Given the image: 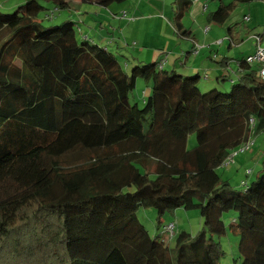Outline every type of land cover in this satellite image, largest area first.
Masks as SVG:
<instances>
[{"label":"trees","instance_id":"1","mask_svg":"<svg viewBox=\"0 0 264 264\" xmlns=\"http://www.w3.org/2000/svg\"><path fill=\"white\" fill-rule=\"evenodd\" d=\"M80 1L107 8L126 0ZM214 1L209 19L223 25L244 0ZM191 5L172 0V28L193 41L182 23ZM70 7L25 0L0 12V264H219L212 237L224 233L227 212L239 264H264V160L240 192L216 171L264 130V80L246 57L236 61L237 80L227 70L205 92L206 74L182 75L158 60L126 72L69 16L55 23ZM44 10L51 24L38 19ZM244 17L227 27L230 47L242 41L233 29L247 25ZM137 78L151 91L141 108L129 100ZM140 207L159 218L198 210L205 226L209 213V238L204 229L177 232L170 250L138 222Z\"/></svg>","mask_w":264,"mask_h":264},{"label":"rangeland","instance_id":"2","mask_svg":"<svg viewBox=\"0 0 264 264\" xmlns=\"http://www.w3.org/2000/svg\"><path fill=\"white\" fill-rule=\"evenodd\" d=\"M133 1V2H132ZM141 0H126V4H120V5H113L112 8L116 9L118 7H122L123 10H128L129 15L132 16V18L135 20L139 19L142 13L146 14V11L149 15L150 10H146V7H143L146 11H140L138 8V4ZM144 1V0H142ZM169 2L170 0H166ZM205 4L207 5V11L204 13L206 23L208 25H213L212 22L209 19V13L213 12L217 7V2L214 0H206ZM233 0H223L225 4L230 3ZM25 0H0V12L9 14L15 11V9L24 4ZM43 7H50V4H47L44 1H41ZM47 5V6H46ZM264 7L263 1L258 0H244L242 2H237L236 6L233 8V10L230 12L229 17L227 21L229 22V25H233L237 23L238 21H242L241 19L244 16H248L249 12L246 10L247 8L250 9V13H255L257 17L263 18L264 12L262 11ZM141 7V6H140ZM96 11L93 13L94 22H91L88 19H83L82 22L78 21L76 18L75 10H69V11H63L61 10L59 14H55L57 18L56 24H60V21L66 17L69 16V13L71 12L73 14V18H71L73 21L79 22L76 24V28L79 30H88L89 36L96 40L99 43H104L106 46L110 47V51L115 53L118 61L120 62V65L122 68L128 72L129 71V64L132 62L130 59L131 56H135L136 54L134 52V49H139L140 51H145L143 59H140L141 63L144 62H150L149 61V54L154 48H158L159 45H162V48L165 50V52H168L169 54L172 53L173 48H176V50L179 51V46H183L186 42L181 40L173 38L172 45L166 44L170 41L169 37H165V31L162 30V23L159 22L156 18H144L142 22L138 23L140 25V31L139 32H133L132 27L134 24H129L127 27L128 30H124L123 32L119 31L118 27L114 24H103L104 16L108 15V12L105 11L103 8L96 7ZM253 10V11H252ZM47 12V11H46ZM45 10L40 11L38 15V19L42 20L44 25L47 23L51 24L50 22H45L43 19V16L45 15ZM261 12V14H260ZM97 13L98 15H95ZM138 21V20H137ZM249 21V20H248ZM103 25L105 28H100V24ZM136 23V25H138ZM183 24L188 27L189 22L187 21L186 17L183 20ZM241 22H239L236 27L233 29V33H238L239 38H241L235 43V45L229 46V41L227 39H224L221 44L216 43H209L208 48H204L203 53L207 57L209 53V50L211 49L212 53L214 52L215 55H217V60L223 59V57L233 58L234 62L237 61V59H243L249 55H253L256 47L254 45V40L251 38L252 35L250 34L251 29L254 25L252 23H249L250 29L245 28V26H241ZM264 24V19H263ZM246 25V24H245ZM248 25V24H247ZM256 25V24H255ZM88 26L91 29H88ZM190 26H194L195 29V36L199 43H203V34H201V30L198 29V26L196 24H191ZM202 30L204 24L201 25ZM212 27L217 26L214 25ZM120 28V27H119ZM121 29V28H120ZM248 31H247V30ZM217 32L223 33L225 32L224 27L221 28V30H216ZM108 33H112L114 35L121 34L123 39L119 43V49H115V42L112 40V36ZM86 35V34H85ZM225 33L223 34V36ZM94 36V37H92ZM102 39L106 40L102 41ZM112 42V43H111ZM111 43V44H110ZM171 47V48H169ZM128 51L129 53L133 55H128L129 61L125 60L124 57L119 54V52H125ZM200 53V52H199ZM203 53L198 55L197 61H200L203 56ZM173 55L170 57V65H167V69H171V65L173 62ZM197 57V56H195ZM236 60V61H235ZM209 66V63L207 61H204ZM125 64H127V67H125ZM235 66V65H233ZM236 67H234V70ZM177 70V72H180L182 74V71ZM230 71V70H229ZM225 74V70L222 72ZM202 77V76H201ZM201 79V78H200ZM229 79H236L237 76L235 73L230 71ZM204 84V86H199L198 88L200 91L205 92L208 91L214 86H210L209 83L206 81H200ZM229 82L224 81L220 82L218 85H216L217 88H219L222 91H225L229 87ZM150 85L149 82L144 81L143 79L137 78L135 81L134 89L129 94V100L131 102H136L138 107L143 106V101L147 99V97L150 95ZM250 139H249V146L246 149L241 150V146L236 148L235 150L230 153V158H228L224 163H222L217 169V173L220 176L222 180H227L229 184L231 185V189L236 192H240L244 189L245 184H248L252 180L255 179L257 173H259V170L261 169V163L264 160V130L258 133H255L252 131L250 133ZM195 145V135L190 134L187 139V148L191 149ZM251 171V174L249 173ZM231 213L233 212H227L222 214V223L224 225V233L217 237H212L214 242H217L220 245V249L222 251V255L219 258V264H239L240 260L242 259L241 255L238 252V241L239 236L234 230L230 227L231 222ZM137 220L140 224H142L146 230L148 231V234L150 237L154 236H161V238L164 240L165 245L170 249L173 250L174 248V236L177 232H187L191 236H195L198 232L204 229L205 231V237L209 238L210 232L206 229V226L208 222L211 220L209 213L207 214L206 219V226L204 225V218L200 215L198 210H184L181 208L174 209L170 212L164 213L160 218L156 214V211L153 207H140L137 210L136 213ZM209 217V218H208ZM168 225H172L171 231L168 230L164 233V228ZM164 233V235H163Z\"/></svg>","mask_w":264,"mask_h":264},{"label":"crops","instance_id":"3","mask_svg":"<svg viewBox=\"0 0 264 264\" xmlns=\"http://www.w3.org/2000/svg\"><path fill=\"white\" fill-rule=\"evenodd\" d=\"M69 5H71V9H74L76 12V18L78 21L82 22L83 19H88L91 22H94V19H92L94 17L93 13L96 11L95 6L96 7H100L96 4L93 3H84L81 2L80 0H66ZM133 2V1H132ZM139 2V10L140 11H146V10H150V13L148 15L147 11H146V16L144 13H142L139 19L135 20L132 18V16L129 15L128 10L130 8H128V10H123V6L122 7H118L116 9H113L112 6L115 4H111L110 6H108L107 8L104 7H100L104 9V12L107 11L108 15L104 16V21L103 24H114L115 26L118 27L119 31L123 32L125 29L128 30L129 28L127 27L130 23L134 24L132 27L133 32H139L140 31V25L138 23L142 22L144 18H156L157 20H159L160 23H162V30L165 31V37H169L170 41L166 44L167 45H172L173 43V38L175 36V38L177 39H181L183 41H185L186 43L181 46H179V51L176 50V48H173L172 53L169 54L168 52H165V50L162 48V45H159L158 48H154L150 54H149V61H156L158 60L159 62L163 63V67L167 69V65H170V57L171 55H173V62L171 65V69L174 70H178L182 71V75H186L188 73H192V72H198V73H204L207 75V78L204 79V81H206L207 83H209L210 86L216 84V78L218 77V75L220 73L223 72V70L226 71L230 70L231 72L235 73L237 75V71H238V63L236 64V62H234L233 58H228V57H223V59L221 60H217V55L214 54V52L212 53L211 49L209 50V53L211 55L208 54V56L206 57L205 54L203 53V51H201V49L203 50L204 48H208L209 43H216V44H221L222 41L224 39H226V32H227V27L229 26V22L226 21L223 25H217L212 23L213 25H208L205 24L206 23V19H205V15L204 13L207 11V5L205 4V2H207L206 0H192V5L190 7V9L188 10V12L185 14V16L182 19V23L184 18L186 17L187 21L189 22V26L186 27L184 24V26L189 29V31L192 33V35L194 36L193 41H190L187 38H178L174 32H173V28H172V24H173V13H172V7H171V2L172 0H170L169 2H167L166 0H144V1H138ZM126 4V1L120 4ZM118 4V5H120ZM124 4V5H125ZM117 5V4H116ZM141 6V7H140ZM143 7H146V10H144ZM263 7V6H262ZM249 14H247L249 16V21L247 22L248 25H246L245 27L248 29L250 27L249 23H252V25H254L251 29L249 28V30H251L250 34H264V24H263V18L257 17L253 11V13H250V9L247 8L246 9ZM262 11L264 12V7L262 9ZM261 14V12H260ZM95 15H98L97 13H95ZM69 17L73 18V14L70 12L69 13ZM79 23V22H77ZM136 23L138 25H136ZM191 24H196L198 26V29H200L202 32L201 34H203V43H199V41L197 40L196 36H195V29L194 26H190ZM100 24V28H105L103 25ZM202 24H204L203 26V30H202ZM256 24V25H255ZM216 25V27H212ZM121 29H120V28ZM225 29V32L220 33L217 32L216 30H221V28ZM88 29H91L88 26ZM246 29V30H247ZM248 31V30H247ZM79 32L82 35L89 36V32L88 30H79ZM225 33V35L223 36V34ZM110 34V33H108ZM112 36V40L113 42H115V49H119V43H121L120 41L123 39L121 34H118L117 36L114 34H110ZM94 37V36H92ZM91 38V37H90ZM102 41L107 42L106 40L102 39ZM119 43H118V42ZM112 43V42H111ZM110 43V44H111ZM103 45L106 46V44L102 43ZM197 45L199 46V49L197 51V53H194V46ZM107 47V46H106ZM109 50L111 49L109 46L107 47ZM171 48V47H169ZM188 50H190V52H187ZM134 52L136 54H134L135 56H131L132 58L130 59L132 62H130L129 64V70L131 65H133V63L136 62H140V59H143L144 57H146L144 55L145 51H140L139 49H134ZM200 52V53H199ZM203 53L204 58L202 57L200 61H197L200 54ZM119 54H121L122 57H124L125 60L129 61V57H127L128 55H133L131 53H129L127 50L125 52H119ZM197 56V57H195ZM204 61H207L209 63V66L207 65V63H205ZM236 61V60H235ZM235 65V66H233ZM125 67H127V64H125ZM234 67H236V69L234 70ZM251 174V171L249 172Z\"/></svg>","mask_w":264,"mask_h":264},{"label":"built area","instance_id":"4","mask_svg":"<svg viewBox=\"0 0 264 264\" xmlns=\"http://www.w3.org/2000/svg\"><path fill=\"white\" fill-rule=\"evenodd\" d=\"M244 20L247 21L248 18L244 17ZM251 38L254 40L256 50L253 55H249L245 58V62L251 65L256 70V73L261 80H264V35L253 34ZM198 49L199 46L196 45L194 48L195 54L197 53ZM249 144L250 142L248 140L245 144L241 145V150L246 149ZM228 158H230V156ZM171 228L172 225L166 226L164 228V233L168 230L171 231Z\"/></svg>","mask_w":264,"mask_h":264},{"label":"clouds","instance_id":"5","mask_svg":"<svg viewBox=\"0 0 264 264\" xmlns=\"http://www.w3.org/2000/svg\"><path fill=\"white\" fill-rule=\"evenodd\" d=\"M259 35H264V34H259ZM197 51H198V50H197ZM249 139H250V138H249ZM249 139H248V140H249ZM229 156H230V155H229ZM223 163H224V162H223ZM163 235H164V233H163Z\"/></svg>","mask_w":264,"mask_h":264}]
</instances>
